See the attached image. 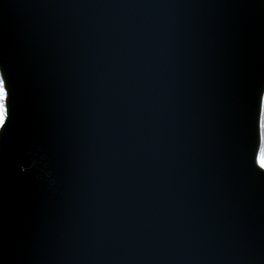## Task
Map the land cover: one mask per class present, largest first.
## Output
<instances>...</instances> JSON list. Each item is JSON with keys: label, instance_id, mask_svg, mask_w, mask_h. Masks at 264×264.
<instances>
[{"label": "water", "instance_id": "obj_1", "mask_svg": "<svg viewBox=\"0 0 264 264\" xmlns=\"http://www.w3.org/2000/svg\"><path fill=\"white\" fill-rule=\"evenodd\" d=\"M0 264H264V0H0Z\"/></svg>", "mask_w": 264, "mask_h": 264}, {"label": "snow or ice", "instance_id": "obj_2", "mask_svg": "<svg viewBox=\"0 0 264 264\" xmlns=\"http://www.w3.org/2000/svg\"><path fill=\"white\" fill-rule=\"evenodd\" d=\"M7 99V90L5 81L0 78V129L5 126V101ZM257 132H256V145L253 155L256 158V163L264 173V92L260 95L259 109L257 114Z\"/></svg>", "mask_w": 264, "mask_h": 264}]
</instances>
